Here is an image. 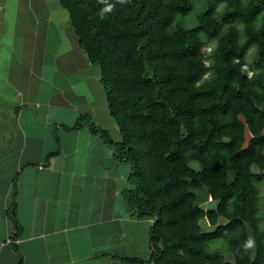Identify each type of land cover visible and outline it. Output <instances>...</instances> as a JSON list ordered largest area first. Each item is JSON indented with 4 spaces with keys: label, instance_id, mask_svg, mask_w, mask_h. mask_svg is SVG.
Listing matches in <instances>:
<instances>
[{
    "label": "trees",
    "instance_id": "1",
    "mask_svg": "<svg viewBox=\"0 0 264 264\" xmlns=\"http://www.w3.org/2000/svg\"><path fill=\"white\" fill-rule=\"evenodd\" d=\"M59 3L100 69L127 199L153 220L147 264H264V0H205L194 24L193 0ZM217 240L233 261L209 250Z\"/></svg>",
    "mask_w": 264,
    "mask_h": 264
},
{
    "label": "crops",
    "instance_id": "2",
    "mask_svg": "<svg viewBox=\"0 0 264 264\" xmlns=\"http://www.w3.org/2000/svg\"><path fill=\"white\" fill-rule=\"evenodd\" d=\"M120 139L59 0H0V264L148 263Z\"/></svg>",
    "mask_w": 264,
    "mask_h": 264
},
{
    "label": "rangeland",
    "instance_id": "3",
    "mask_svg": "<svg viewBox=\"0 0 264 264\" xmlns=\"http://www.w3.org/2000/svg\"><path fill=\"white\" fill-rule=\"evenodd\" d=\"M193 1H194V9H193V12L189 15V17H187V18H189L186 21L188 24H194V19H191V16H194L195 13L201 11L202 7L204 6V2H205V0H193ZM205 50L207 52H209L210 48L207 47ZM252 51H253V49L250 51V53L247 56V59L249 61L252 60ZM246 69H247V67H246ZM246 135L248 136L247 133H246ZM190 164L194 168L199 167L198 163H196V162H191ZM258 185H259L258 187H259V191H260L259 205H260L261 212L263 213L261 224L264 226V179H262L260 182H258ZM196 195H197V202L199 204L202 203L201 206H203L205 209L215 207V202L212 200H209L210 198L208 197L207 189L205 187H202V188L196 190ZM206 197H208V199ZM202 227L204 230H211L212 229L211 226H208L204 223L202 224ZM209 250H216V251L220 252L226 260L233 261L232 255L227 251L226 246L222 240H217L214 243H212L209 247Z\"/></svg>",
    "mask_w": 264,
    "mask_h": 264
},
{
    "label": "clouds",
    "instance_id": "4",
    "mask_svg": "<svg viewBox=\"0 0 264 264\" xmlns=\"http://www.w3.org/2000/svg\"><path fill=\"white\" fill-rule=\"evenodd\" d=\"M108 11L111 10V6L107 9ZM255 245V241L253 239H249L245 245L246 248H252Z\"/></svg>",
    "mask_w": 264,
    "mask_h": 264
}]
</instances>
